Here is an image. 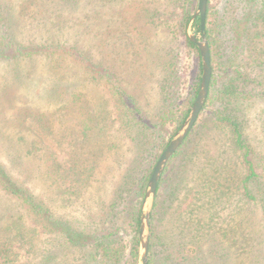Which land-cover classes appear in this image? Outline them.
Segmentation results:
<instances>
[{"label": "trees", "instance_id": "obj_1", "mask_svg": "<svg viewBox=\"0 0 264 264\" xmlns=\"http://www.w3.org/2000/svg\"><path fill=\"white\" fill-rule=\"evenodd\" d=\"M32 1L20 2V10L24 14L31 13L29 7L35 4ZM37 1L41 4L35 11L38 16L28 21L26 26V20L23 22L22 36V33L12 31L8 0H0V64L26 62L40 70L37 76L32 70L6 71L1 76L7 86L11 83L26 87L31 84V93H37L38 97L33 95L36 108L18 105L12 109L16 115L15 124L23 126L25 122L36 143L28 147L18 145L14 150L0 148V191L16 200L8 203L9 206H0V264H137L142 197L152 167L169 141L162 137L159 127L175 121L174 132L180 126L200 83L199 50L186 34V25L196 9L197 0H181L178 20L184 45L193 56V68L186 79L185 92L181 93L176 74L179 63L170 49L166 51L168 58L162 64L160 103L151 113L141 107L138 93L142 89L132 67L136 36H141L146 30L137 29L134 34L119 27L125 24L136 28L142 26L138 20L145 19L153 28L161 27L167 35H173L163 8L143 3L145 6L136 10L131 0H123L126 1L124 9L120 5L121 9L117 8L107 16L116 27L106 28L102 34L105 36L102 43L110 48L89 51L81 41L74 39L70 42L68 37H63L64 28L72 27L57 13L64 8L74 10L77 6L72 4L80 0ZM121 1L105 0L107 9ZM44 2L49 6L44 7ZM57 22L60 25L58 29L55 28ZM192 27L195 32L199 31V16L194 18ZM74 30L76 28L69 31ZM81 31L80 26L76 34H81ZM205 34L212 66L208 96L192 129L172 154L158 180L149 221L148 264H186L188 261L183 235L180 236L177 230L176 234L169 235V231L161 227L157 206L160 190L166 183L164 176L171 170L174 175L177 173L175 167L184 166L186 160L198 154L200 147L196 140L206 130L220 128L226 134L236 153L235 176L228 187H232L234 195L249 208L259 209V225L264 235V180L257 171L261 165L246 135L244 118L247 105L264 97V0H208ZM74 65L85 74V79L109 92L113 109L110 110L105 101L104 104L88 101L83 88L67 84L73 82L78 74L69 71ZM7 86L0 89L2 109L1 95L4 101L9 102ZM179 97L182 98L183 109L179 108ZM6 105L8 109L10 105ZM100 110H104V115ZM25 111L31 117L28 120ZM55 112L62 117L73 114L77 129L63 130V135H59L55 131ZM113 128H118L123 138ZM39 137L41 144L37 142ZM88 140L90 145L86 143ZM62 142L68 143V153H72L66 163L59 161L57 156V146L63 147ZM126 144L127 149L123 151ZM111 151L115 154L119 151L110 165L120 169L119 175L113 182L110 195H94V192H101L106 184L104 176L99 184H92L97 162L103 154ZM128 153H131L129 159ZM237 170L241 172L239 177H236ZM32 179L43 181L51 193L46 196L47 201L29 189L27 185ZM226 188L221 190L218 186H211L210 190L219 189L218 193L225 195ZM54 190H58L57 193ZM54 196L64 209L71 207L73 211L72 205L78 204V213L57 214L51 209ZM86 201L91 205H85ZM10 208L16 213H12ZM30 221L43 223L52 238L40 241L38 227L28 224ZM238 230L239 227L234 228V245L240 244V240L252 239L249 232V237L239 240ZM33 237L38 238L39 244L36 239L33 241ZM15 242L20 245L17 249ZM28 245L34 249V257L21 260L18 249ZM196 250L193 248L194 253ZM234 263L245 264L239 257Z\"/></svg>", "mask_w": 264, "mask_h": 264}, {"label": "rangeland", "instance_id": "obj_2", "mask_svg": "<svg viewBox=\"0 0 264 264\" xmlns=\"http://www.w3.org/2000/svg\"><path fill=\"white\" fill-rule=\"evenodd\" d=\"M21 1L22 0H8L9 10L12 14V31L15 34L22 33V26L25 20L26 26L28 21L37 18L38 15L35 11H37V7L41 6L37 0H34L32 3L35 4L29 7L31 13L24 14V12L20 10ZM125 2L126 1L122 0L118 5H114V7H111L109 10L107 9L105 0L102 4L101 0H80L77 4H72L73 7L77 6L74 10L64 8L62 12H57L59 15L61 14L59 18L63 19L67 25L72 27L64 28L63 32H59L63 33V37H68L70 42L74 39L81 41L89 51H101L110 48L108 45L105 46V43H102L105 40V36H102V34L105 32L106 28H113L116 27V25L110 22L107 16L111 11H116L120 5H123L122 8L124 9ZM131 2L133 8H136V10H140L142 6H145L143 3H146V5L150 7L155 5L160 6L167 12L166 17L168 18V23L171 25L170 28L173 30V35H167L161 27H157V29L153 28L148 21H144L145 19L138 20V24L143 27L137 26L135 28L125 24L119 27L121 30H128L134 34L137 33V29L143 31L142 28H144L146 30L141 36H136V54L132 67L133 72L136 74L135 77L139 80L140 90L142 89V92L138 93L139 102L142 105L141 107L145 112L151 113L160 103L161 93L159 90V81L163 77L162 64L168 58L166 51L171 49L175 60L179 63V65H176V74L179 76L178 82L180 83L182 94L185 92L186 79L191 74L193 68V56L184 45L183 35L178 25L181 14V0H131ZM47 6H49V3L46 2L45 4L44 2V7ZM125 7H127V5ZM141 15L140 18H142ZM27 17H30V19L27 20ZM79 24L82 31L81 34L77 35L76 31L80 29V26H78ZM59 26V22H57L55 28L58 29ZM25 28L29 31L32 30V28ZM75 28L76 30L69 31ZM196 34L199 36L198 31H196ZM22 36H24V33H22ZM169 56L171 55L169 54ZM14 70L19 72L32 70L35 76L40 73L37 66L33 67L26 62L9 65L2 63L0 64V79H2L0 80V89H4L7 86L5 85V78H1V76H3L4 73L6 74V71L11 73L15 72ZM65 70H67V67H65ZM69 71L78 74L74 76L73 82L70 81L67 82V84H76L83 88L87 93L86 96L88 101L91 102L92 100L97 104L101 102L104 104L105 101L108 103L109 109H113L112 99L106 89L85 79V74L75 65L70 66ZM31 86V84L27 87L25 85L13 86L12 83L11 85L8 84L7 93L9 94L7 98L9 102L4 101L3 95H1V105L3 109L0 108V148L4 150H14L15 146L18 145L28 147L32 145L31 143H36V139L30 133L25 122L23 126L15 124L16 115L12 112L14 106L18 105L27 107L28 109L32 107L36 108V101L33 95L35 97H38V95L37 93H31ZM178 102H180L179 108L183 109L184 104L181 97H179ZM6 103L10 105L8 109ZM37 103V106H39V102ZM100 111L104 115V110ZM205 111L207 110L205 109ZM245 112L246 135L254 146L256 159L261 165L257 171L264 180V97L257 98L249 103ZM25 114H27L26 120L31 118L28 112L25 111ZM54 115H56L55 131L59 135H63V130L73 131L77 129L76 118L73 114L62 117L59 116V113L55 112ZM204 115L205 113L202 114V116ZM175 124V121H171L160 125L159 131L164 139L170 140L174 135L179 128L178 127L173 132ZM114 132L123 138V134L118 128H116ZM50 139L51 138H49V140ZM196 141L199 142L198 146L200 147L198 154L192 159L186 160L184 166L175 167L177 173L174 175H172L171 170L167 176H164L166 183L163 185V190H160L157 206L158 215L162 222L161 227L169 231V235L172 233L176 234L177 232H179L180 236L183 235L184 242H186V256L188 259L186 264H235L234 262L238 257L243 259L245 264H263L264 235L261 230V225H259V209L257 207L249 208L247 204L245 205L242 200L234 195L233 188L228 187L231 185L230 183H232L231 179L235 176L234 161L236 153L230 145L226 134L220 128L211 131L206 130L205 134ZM37 142L41 144L40 137ZM86 143L90 145L91 141L88 140ZM62 145L63 147L57 146V156L59 161L66 163L70 160L69 158L72 156V153L71 155L68 153L70 150L68 143L62 142ZM126 146L127 144L123 146V151L127 149ZM65 149L68 151H65ZM117 153H119V151ZM117 153L115 154V152L112 153L111 151L105 155L103 154L101 160L97 162L92 184H99L103 176L106 179V184L101 192H94V195H99L101 197L110 195L109 192L113 187V182L120 172V169L110 166L112 165L111 162L114 157L117 156ZM130 157L131 153H128L127 158L129 159ZM214 157H216V160ZM11 159L18 161L15 157ZM239 176H241V172L237 170L236 177ZM27 186L33 193L37 195L41 194L40 197L45 201H47L46 196L51 194L41 180L37 181L36 179H32ZM211 186H218L221 190H224V187L227 186L225 195L219 194V189L211 191ZM57 191L58 190H54L55 193H57ZM167 195L169 205L168 203L167 205L165 204ZM2 196H5V198ZM7 197L3 191H0L1 207L9 206V204L16 201L11 196ZM86 204L91 205L90 201H86L85 205ZM72 206L73 211H71V207L66 208L67 210L62 208L60 206V201H55L54 196L51 209L57 214L73 212L72 214L76 215L79 205L74 203ZM10 210L12 213H16L15 209L10 208ZM28 224L38 227L40 241H46L48 238H52L53 235L46 232L42 226L44 225L43 223L37 224L34 221H30ZM235 227H239L237 231V233H239V240L245 236L249 237V232L252 234V239L240 240V244L234 245V237L236 235V233H234ZM35 239L33 237V241L35 240V242L39 244L38 238L35 237ZM19 246L17 242L14 243L16 249ZM193 248H197L195 253ZM18 252V256L21 260L34 257V249L29 245L19 248ZM239 254L240 256H238Z\"/></svg>", "mask_w": 264, "mask_h": 264}, {"label": "water", "instance_id": "obj_3", "mask_svg": "<svg viewBox=\"0 0 264 264\" xmlns=\"http://www.w3.org/2000/svg\"><path fill=\"white\" fill-rule=\"evenodd\" d=\"M208 0H197V6L186 25L188 38L197 46L201 60V78L195 99L179 128L156 159L146 183L139 213V260L137 264H148L149 221L156 194L158 180L168 160L186 138L206 102L212 74L209 45L205 34V19ZM199 16V36L192 23Z\"/></svg>", "mask_w": 264, "mask_h": 264}]
</instances>
